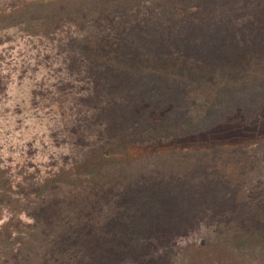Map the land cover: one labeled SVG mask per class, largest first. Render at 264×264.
<instances>
[{"label":"rangeland","instance_id":"obj_1","mask_svg":"<svg viewBox=\"0 0 264 264\" xmlns=\"http://www.w3.org/2000/svg\"><path fill=\"white\" fill-rule=\"evenodd\" d=\"M16 1L0 0V6ZM182 2L156 3L155 8H166L167 18L161 15L153 26L164 29L165 20L180 24L168 9ZM185 5L198 9L185 16L183 40L165 43L137 36L124 48L132 58L101 69L91 65L87 70L77 29L67 21L50 36L30 34L22 17L0 22V168L23 182L21 190L32 199L40 196L64 206L66 196L78 193L79 206L86 204V221L97 222L91 230L97 234V227H109L110 221L137 223L129 228L132 234L119 238L117 257L105 253L107 258L94 264H139L123 249L131 235L144 236L151 264H264V0H186ZM83 79L106 81L98 91L113 103L111 119L122 132L131 128L143 135L129 146L136 158L111 159L101 175L92 164L95 156L86 169L71 166L82 153L81 130L96 129L83 105L78 126L68 122L80 102L70 92ZM102 141L110 143L104 152L113 146L111 139ZM223 146L248 156L234 158L241 171L230 181L210 174V160ZM171 151H180L183 163L182 180L175 182H167L168 172L160 167ZM190 160L192 167H187ZM114 162L115 167H105ZM34 176L55 180L43 182L33 196L28 188ZM97 181L105 186L93 192ZM155 188L175 192L183 224L167 232L164 226L160 233L139 232L146 220L135 215L121 193H150L152 199L144 205L152 217ZM8 196L17 197L10 192L0 198V224L15 216L28 221L21 208L33 203H10ZM0 258L15 262L6 249L0 248Z\"/></svg>","mask_w":264,"mask_h":264},{"label":"trees","instance_id":"obj_2","mask_svg":"<svg viewBox=\"0 0 264 264\" xmlns=\"http://www.w3.org/2000/svg\"><path fill=\"white\" fill-rule=\"evenodd\" d=\"M166 1L169 0H19L0 6V22L22 17V23L30 29L32 28L30 34L50 36L56 31L57 25L67 21L77 29L75 36L83 45L79 48L81 53L86 54L89 66L86 67L87 70L94 68L91 65H95L96 69H101L103 65L109 67L117 64V66H121L123 65L122 60L132 58L133 55L124 53V48L129 41L135 40L137 36L149 41L165 43L178 42L175 41L176 39L183 40L181 25L184 24L185 16L194 14L198 6H186V0H182L180 6L175 4L171 9H168L171 11L173 19H177L180 24L176 22L173 26L172 21L165 20L161 26L164 29L156 28L153 24L155 21L161 20V15L166 17L164 11L166 8L159 10L155 8V4L159 2L163 5ZM0 28H2V24H0ZM140 28L141 33L139 32ZM83 41L86 45L82 43ZM80 81L83 84L70 92L80 102L76 103L78 111L70 114L68 122L72 127L78 126V121L81 119L78 117L80 114L79 105H83L82 111L88 116L86 117L87 121L90 126H94L96 129L94 133L91 132L90 127L86 128V132L85 129L81 130L85 138V141L81 143L82 153L71 166L74 169L79 167L86 169V165L90 164L89 158L95 156L96 160L92 164L101 175L102 167L109 164L111 159L120 158V160L126 161L136 158L135 154L130 153L129 146L133 142H139L141 138L137 140V137L143 135L139 132H130L131 128L122 132L115 120L111 119L110 110L113 109V103L102 99L98 91V87L106 81L102 82L97 79ZM60 83L63 82L60 81L56 84L58 88H60ZM61 97L57 102L59 105L64 101V99H60ZM95 137L98 138L96 141ZM103 139H111V143H113V146L106 152L102 150V147L110 143L102 141ZM254 143L257 144V142ZM232 147L223 146L222 150L215 154L214 159L210 160L212 167L209 169L212 177L230 181L233 175L241 171L240 167L233 165V160L235 157L242 160L240 157L247 158L248 156L240 155ZM179 154L180 151H171L168 154V156L170 155L168 159L160 160L162 162L160 167L168 172L166 174L167 182L168 180L175 182L174 179L182 180L183 163ZM245 161L242 162L245 163ZM186 166L192 167V160L186 163ZM105 167L113 168L115 162ZM61 169L63 168L59 170ZM107 172L109 174V171ZM160 173L164 174L161 171ZM53 174L57 175V172ZM162 178L164 177L162 176ZM35 180L34 185L28 188L31 189V193H34L33 196H36L38 190L46 185L43 182L51 183L55 179L35 177ZM0 186L1 199L11 192L17 197L8 196L10 203H33L30 208L29 206L21 208V213L28 217V221H23L20 217L15 216L0 224V248L12 252L15 258L13 264H94L93 262L97 258L105 260L107 258L105 253L110 254L113 259L121 251L122 245L119 241L121 235H130L132 233L129 228L137 227L134 219L129 220L128 218L123 221L124 223L114 220L110 221L109 227L98 226L99 228L97 227L96 230L100 231L97 234L91 231L95 229L97 222L86 221V212L84 211L86 204L84 206L83 203L79 206L76 200L78 193L64 197V206L60 202L50 201L40 196L32 199L29 197L30 194L26 193L27 191L21 190L23 182L17 183L15 179L9 178L2 168H0ZM103 186L105 184L97 181L92 187V191L103 190ZM153 190H157L153 194L154 200L157 201H154L151 208L153 219L148 216L146 207L148 204L144 205L146 201L152 199L150 193L142 192L141 197L139 196L140 199L135 191L127 193V196L125 192L121 193L123 198L126 197L130 201V209H136L135 215H138V218L141 215L146 220L139 224V232L150 230L160 233L163 226L166 232L172 228H179V223L183 224L185 214L182 213L184 210L176 203L178 196L169 188L167 191L163 189V192L157 188ZM16 212L18 209L12 210L13 215H17ZM87 229L89 234L86 232ZM142 238H144L142 235L138 238L131 235L123 249L127 255H130V261L137 259L139 264H151L153 256L150 254V250H146L147 243ZM112 239L113 241H111ZM0 264L8 263L0 258Z\"/></svg>","mask_w":264,"mask_h":264}]
</instances>
